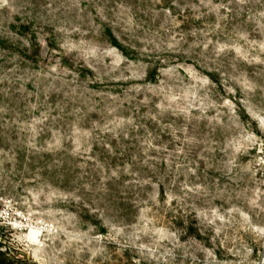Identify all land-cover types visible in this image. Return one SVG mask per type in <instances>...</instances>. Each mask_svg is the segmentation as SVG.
<instances>
[{
    "label": "rangeland",
    "instance_id": "obj_1",
    "mask_svg": "<svg viewBox=\"0 0 264 264\" xmlns=\"http://www.w3.org/2000/svg\"><path fill=\"white\" fill-rule=\"evenodd\" d=\"M0 250L264 264V0H0Z\"/></svg>",
    "mask_w": 264,
    "mask_h": 264
},
{
    "label": "trees",
    "instance_id": "obj_2",
    "mask_svg": "<svg viewBox=\"0 0 264 264\" xmlns=\"http://www.w3.org/2000/svg\"><path fill=\"white\" fill-rule=\"evenodd\" d=\"M19 260V259H18ZM17 260L14 257L7 256V252L0 250V263L14 264Z\"/></svg>",
    "mask_w": 264,
    "mask_h": 264
}]
</instances>
